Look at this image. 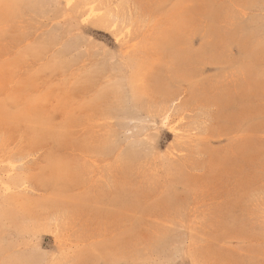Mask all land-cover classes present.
<instances>
[{
  "label": "rangeland",
  "instance_id": "1",
  "mask_svg": "<svg viewBox=\"0 0 264 264\" xmlns=\"http://www.w3.org/2000/svg\"><path fill=\"white\" fill-rule=\"evenodd\" d=\"M0 264H264V0H0Z\"/></svg>",
  "mask_w": 264,
  "mask_h": 264
}]
</instances>
